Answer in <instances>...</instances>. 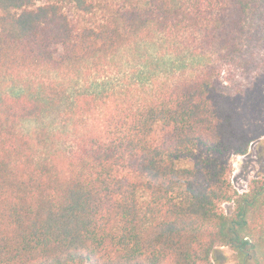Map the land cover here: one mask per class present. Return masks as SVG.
I'll return each mask as SVG.
<instances>
[{
  "label": "trees",
  "instance_id": "16d2710c",
  "mask_svg": "<svg viewBox=\"0 0 264 264\" xmlns=\"http://www.w3.org/2000/svg\"><path fill=\"white\" fill-rule=\"evenodd\" d=\"M254 114L264 0H0V264H264Z\"/></svg>",
  "mask_w": 264,
  "mask_h": 264
},
{
  "label": "rangeland",
  "instance_id": "374dc122",
  "mask_svg": "<svg viewBox=\"0 0 264 264\" xmlns=\"http://www.w3.org/2000/svg\"><path fill=\"white\" fill-rule=\"evenodd\" d=\"M249 117L250 126H261L264 128V116ZM27 129L31 130L35 124H28ZM229 173L228 180L232 187L233 199L230 202L221 204L220 210L225 215H232L235 212L236 200L242 195L253 193L264 184V135L254 140L246 155H228ZM264 201V195L260 197ZM257 224H259L257 222ZM213 264H237L239 256L237 252L227 246L217 247L211 256ZM251 264V261L249 262Z\"/></svg>",
  "mask_w": 264,
  "mask_h": 264
}]
</instances>
